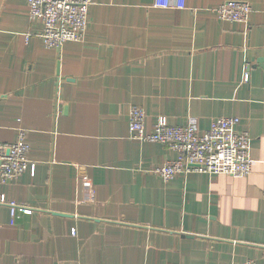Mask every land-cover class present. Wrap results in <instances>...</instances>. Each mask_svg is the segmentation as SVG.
<instances>
[{
    "label": "crops",
    "instance_id": "0c3cea01",
    "mask_svg": "<svg viewBox=\"0 0 264 264\" xmlns=\"http://www.w3.org/2000/svg\"><path fill=\"white\" fill-rule=\"evenodd\" d=\"M225 1L247 25L217 18ZM153 2L91 0L84 40L48 50L27 0H0V143L23 130L35 165L0 186L32 210L0 205V264H264V0ZM133 106L147 133L238 118L252 173L163 181L176 153L129 139Z\"/></svg>",
    "mask_w": 264,
    "mask_h": 264
},
{
    "label": "built area",
    "instance_id": "2783aa9c",
    "mask_svg": "<svg viewBox=\"0 0 264 264\" xmlns=\"http://www.w3.org/2000/svg\"><path fill=\"white\" fill-rule=\"evenodd\" d=\"M90 5L91 0H27L29 19L41 23L42 30L38 37L48 50H60L68 42L84 40ZM153 7L184 10L186 6L185 0H154ZM214 13L222 22L247 25L252 9L246 2L225 1L214 9ZM245 69L244 79L247 80L248 64ZM145 118L141 107L130 108L129 139L164 146L176 153L174 160L152 171L163 181L191 174L246 178L252 173L251 138L248 132L237 129L240 124L238 118H215L208 130L201 134L193 121L183 126H171L164 116L158 117L152 132L147 133ZM25 138V132L20 130L15 142L0 143V186L15 182L27 171L34 172L35 165L27 157L29 145ZM0 205H6L14 219L19 214L32 212L26 206L3 202L1 196Z\"/></svg>",
    "mask_w": 264,
    "mask_h": 264
}]
</instances>
